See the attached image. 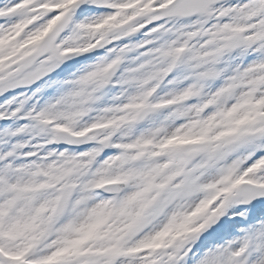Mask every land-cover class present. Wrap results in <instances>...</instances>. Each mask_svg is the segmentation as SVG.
Wrapping results in <instances>:
<instances>
[{"label": "snow or ice", "instance_id": "obj_1", "mask_svg": "<svg viewBox=\"0 0 264 264\" xmlns=\"http://www.w3.org/2000/svg\"><path fill=\"white\" fill-rule=\"evenodd\" d=\"M0 264H264V0H0Z\"/></svg>", "mask_w": 264, "mask_h": 264}]
</instances>
